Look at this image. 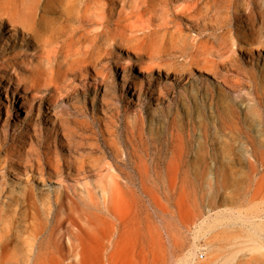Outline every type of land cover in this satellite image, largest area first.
I'll return each instance as SVG.
<instances>
[{
  "label": "rangeland",
  "instance_id": "1",
  "mask_svg": "<svg viewBox=\"0 0 264 264\" xmlns=\"http://www.w3.org/2000/svg\"><path fill=\"white\" fill-rule=\"evenodd\" d=\"M137 1L133 48L115 43L99 74L86 65L57 88L28 82L41 51L0 29V219L17 240L27 231L15 224L39 221L40 264H264V0H212L206 29L185 15L199 0ZM188 56L193 75L174 78ZM205 57L218 77L198 69ZM66 134L92 169L64 163ZM104 197L111 217L88 221L84 203ZM25 249L13 242V257Z\"/></svg>",
  "mask_w": 264,
  "mask_h": 264
},
{
  "label": "bare ground",
  "instance_id": "2",
  "mask_svg": "<svg viewBox=\"0 0 264 264\" xmlns=\"http://www.w3.org/2000/svg\"><path fill=\"white\" fill-rule=\"evenodd\" d=\"M199 2L201 5L195 4V8L185 11V15L187 16V18H191L190 20L193 22L198 17L201 18V20L203 21V27L206 29L210 25V20L208 19V11L211 9L212 0H199ZM138 7L139 3L137 0H0V29L9 31L8 36L10 38L13 37L14 34L16 35L19 33L21 41L26 42L30 46V48L39 49L41 51L42 58L33 64L32 70L28 75V82H30L36 88H41L42 86H46V88H57V86L60 84V80L67 74L74 73V71L81 72L86 68V65H90L93 68L95 74H99L101 71L102 63L106 62V60L108 59L107 54L114 48L115 43L125 45L131 50L133 48L132 45L130 44V47H128L127 43L131 38V33L134 31L135 26L137 25L135 20H132L131 18L134 15L135 9H137ZM189 8H191V6L187 7V9ZM195 13L198 14V16H196ZM248 13L251 14V7H248L247 14ZM6 24H9V26H5ZM109 25H115L117 27L108 28ZM159 25H161V23H159L158 26ZM245 32L246 30L243 31V33ZM172 42L176 43V39L173 38ZM247 43L249 46L252 45L251 41L249 40H247ZM249 46H246L244 48L245 52H250L252 50V48ZM262 47L264 49V45ZM188 58L189 56L184 57V60L179 62V68L174 71V73L176 74L174 78H179L181 74L185 73L193 75L192 66H197L199 63V59L194 57H191L189 59ZM204 64V67H199L198 69L213 74V76L215 77H218L221 73L220 68L216 66L213 59L205 57ZM243 89L244 87L240 86V90ZM25 113H27V111ZM62 113L65 114L64 110H61V112L60 110H58L54 113V115L55 117L61 119V117L63 116ZM52 122L53 121H51V123ZM103 125V130L108 135L106 137L107 141L110 144L116 146V142L112 135L114 134V123L110 121V123H103ZM66 136V144L69 147V150L72 142L67 134ZM260 141V144L264 145V134L263 137L260 138ZM46 142H48V139H46ZM254 149L255 147H253V152ZM37 158V166L43 169L42 163L40 162L38 156ZM262 158H264L263 155H261V159ZM44 160L45 162L48 161L47 168L49 172L53 171L55 175H59L62 173L61 166L63 162L58 156H55V158L44 156ZM258 160H260V157L258 158ZM64 161V163L67 164V167L73 166L76 170H90L94 166H92L90 163H86L83 160V157L79 158L73 154H70V150L69 156H67ZM224 174L225 172L222 173V175ZM112 186L113 185H111V188ZM112 192L113 191H111V194ZM34 201L33 204H35ZM103 203L104 204L102 206L95 203H84L85 208L83 212L85 213L86 219L88 221H101L102 219L106 218V214H108V217H111L109 216V206L107 205L105 197L103 198ZM35 205L38 206L37 204ZM36 210H38V208H36ZM113 210L114 209L112 208V211ZM70 212L71 210L69 211V213ZM70 216L68 217L70 226L77 225V228L79 230H82L83 227L78 224V222L76 221V217L72 218ZM38 220L39 219H36V221ZM55 220L56 222L53 228L50 230L51 234L56 230H60L62 228L63 221L57 216ZM115 221H113V223ZM113 223H111L112 227L114 225ZM38 224L39 221L36 222V225L33 223V221H29L27 224H15L16 227L27 231L24 237H21L17 240V238L14 236L13 225L11 224V222L3 223L2 219H0V264H40V262L38 261L40 252L34 249L37 234L39 232H42L39 231L41 230L42 226L41 224ZM151 224L148 226V228L152 226ZM157 226L158 225L156 224V227ZM37 227H39V230ZM107 228L110 229V223L109 227ZM95 230L97 231V229ZM160 230L161 229L159 224V229H157L158 239L160 238ZM86 232L88 233V231ZM99 233L101 232L99 231ZM105 234L103 233V235ZM103 239H105V236L102 237V240ZM159 240L157 248L158 254L162 251ZM13 242L15 244L22 243L25 245L26 249L24 250V259L19 260V257L18 259L13 257L15 256L12 252ZM112 244L113 246L115 245L114 243ZM109 245H111V243H109ZM155 249L156 248H154V250ZM106 251H108V249ZM62 254L63 253H61V256H63ZM160 256L161 255H159V257ZM36 258L38 263L37 261L33 263L34 259ZM56 259L58 258L56 257Z\"/></svg>",
  "mask_w": 264,
  "mask_h": 264
}]
</instances>
